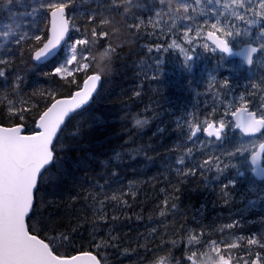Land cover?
<instances>
[{"label":"trees","instance_id":"16d2710c","mask_svg":"<svg viewBox=\"0 0 264 264\" xmlns=\"http://www.w3.org/2000/svg\"><path fill=\"white\" fill-rule=\"evenodd\" d=\"M109 3L110 0H76L69 12L77 26H83L94 11L103 13L99 18L114 20L105 27L113 34L109 42L118 51L111 74L102 80L93 101L69 122L61 136L57 159L39 185L37 197L44 201L42 214L33 217L32 223L41 235H45L44 216L59 215L56 222L65 216L59 220L61 223H54L57 236L61 232L71 234L74 247L57 244L60 252L66 255L77 254L81 248L95 254L98 250L92 247V240L89 238L88 244L83 240L87 234L97 237L100 234L107 236L109 231L120 234L119 248L100 250L101 258L107 264H137L135 259L141 253L145 254L141 256L147 264L145 257L150 259L158 246H172L173 241L176 243L174 255L179 260L188 235L200 234L201 230L205 239L243 245L227 250L225 255L235 256L237 252L246 251L249 247L246 240L253 235L264 241V181H257L251 174L247 161L249 153L235 157L228 155L242 141L254 138L242 136L231 124L222 142H204L208 138L201 135V143L194 147L191 158L186 159V167L195 170L196 174L182 177L175 172L179 167L175 164L176 159L192 146L185 140L178 124L182 125L190 116L202 121L214 107L218 116L223 115L228 101L253 91L251 84L262 82L264 60L255 61L251 68H242L236 59L201 49L200 58L188 72L181 66L182 57L177 52L155 51L157 45L166 47L174 36L167 31L172 23L170 19L165 18L167 23L161 21L157 27L147 24L152 16V0H140L143 7L128 13L129 22L145 21L146 26L141 25L139 33L134 35L129 33L125 19L113 11ZM133 12L137 16L133 17ZM4 18L6 13H0V19ZM42 20L43 16L38 21L41 27ZM256 32L254 29L253 33ZM176 33L177 36L182 34ZM256 36L252 35L253 42ZM7 48L5 44L0 49V56L10 60L9 82L18 73L23 78L26 93L54 87L44 75L52 69L51 64L34 67L27 54L21 59V52L15 50V45L13 52H8ZM149 48L153 51L149 52ZM221 55L226 58L221 60ZM96 59L97 69L105 72L107 58L98 55ZM209 73L216 76V82L211 86ZM226 77L230 78L227 89L220 87ZM5 87V82L0 80V99L8 95L3 91ZM249 98L255 109L259 103L257 97ZM15 99L19 106L21 98ZM137 118L148 122L136 126ZM3 119L4 114L0 111V121ZM228 119L232 122L230 116ZM214 156L230 160L236 167L229 166L222 173H217L214 167L211 171L198 169L204 159ZM65 175H71L72 181ZM105 184L106 189L119 191L122 199L127 200V205L119 207H114L115 202H105L109 217L113 213L119 217L114 227L109 225L107 228L103 226L104 221L98 226V217L94 216L100 208L96 201L105 194L111 195V192L97 190L98 185ZM56 186H66L69 194L60 197L57 209L45 207V193ZM162 209L165 210L163 217L160 216ZM230 223L235 226L226 228ZM236 237L244 239L237 241ZM125 248L129 250L127 254ZM251 250L253 253L264 251L256 246H251ZM203 264H215L211 254H206Z\"/></svg>","mask_w":264,"mask_h":264},{"label":"snow or ice","instance_id":"6c2138e0","mask_svg":"<svg viewBox=\"0 0 264 264\" xmlns=\"http://www.w3.org/2000/svg\"><path fill=\"white\" fill-rule=\"evenodd\" d=\"M75 4L76 0H0V13H6V18L0 19V37L3 38L0 49L7 44V51L13 52L15 45V50L21 52V59L27 54L34 67L51 64L52 69L44 75L54 85L26 93L23 78L18 73L9 82L10 60L0 56V80L5 82L3 91L8 93L0 99V111L4 114L0 121V264H107L101 258L100 250L120 246L119 237L109 231L104 237L90 236L98 250L95 254L82 248L78 254H62L57 244L74 247L71 234L61 232L57 236L55 223H44L42 227L46 233L41 235L32 223L33 217L42 214L44 201L37 197L39 185L57 159L60 138L69 122L93 100L102 80L111 74L118 51L109 42L113 34L105 27L114 20L99 18L103 13L94 11L83 26H77L69 17ZM109 7L125 19L130 34L139 33L141 25H145L144 19L129 22L128 13L143 7L140 0H110ZM41 13L43 27L37 21ZM151 13L147 24L157 27L161 21L167 23L165 18L170 19L172 23L167 31L174 36L166 47L157 45L155 51L177 52L182 57L181 66L188 72L200 58L201 49L213 55L226 54V57L238 60L242 68H251L258 53L264 56V0H152ZM132 15L135 17L137 13ZM173 29L182 32V36H177ZM254 29L258 32L255 43L249 39ZM73 32L78 35L74 36ZM151 51L153 49L149 48ZM98 55L107 58L103 73L96 67ZM226 57L221 55L219 58L224 60ZM229 80L226 77L220 87L227 89ZM208 82L211 86L216 82V76L209 73ZM251 88L253 91L228 101L221 116L214 107L202 121L190 116L182 125L178 124L185 140L192 146L176 159L177 176L196 174L195 170L186 167V159L191 158L194 147L201 143V135L208 138L204 142H222L231 124L242 136L254 139L242 141L228 155L250 153L252 170L259 169L258 178H264L260 159L264 157V78L261 83L251 84ZM253 96L259 101L255 109L249 98ZM16 97L21 98L19 106ZM229 116L234 119V124ZM147 122L137 118L135 125L143 126ZM229 166L236 167L230 160L214 156L204 159L198 169L211 171L214 167L217 173H222ZM106 184L98 185L97 190L111 192V195L105 194L96 201L100 208L94 212L98 217L97 225L104 221L105 228L114 227V222L119 220L115 213L109 217L105 202H115L114 207L127 205L122 193L106 189ZM164 215L162 209L160 216ZM47 220L54 221L55 217L49 216ZM234 226L230 223L225 227L231 229ZM97 239L101 242L95 243ZM243 239L236 237L237 241ZM246 244L249 246L246 251L237 252L235 256L225 255L227 250L243 245L205 239L201 230L200 234L188 235L181 249V259L174 255L175 241L172 246H158L152 251L151 258L145 259L147 264H203L206 254H211L215 264H264V251L253 253L251 250V246L264 250V241L253 235ZM128 251L124 249L125 254Z\"/></svg>","mask_w":264,"mask_h":264},{"label":"rangeland","instance_id":"374dc122","mask_svg":"<svg viewBox=\"0 0 264 264\" xmlns=\"http://www.w3.org/2000/svg\"><path fill=\"white\" fill-rule=\"evenodd\" d=\"M41 16H43V13H41V15L40 16H38L37 17V21H39V19L41 18ZM173 32H174V30H173ZM170 33H172V32H170ZM182 33V32H181ZM176 34H178V33H176ZM253 34H258V32H256V33H252V35ZM180 36H182V34H179ZM2 38V37H1ZM2 40H3V38H2ZM250 154V153H249ZM249 164V163H248ZM250 167V166H249ZM65 177H66V175H65ZM62 179H63V177H61ZM66 178H70V180L72 181V179H73V177L70 175V176H68V177H66ZM61 182V181H60ZM78 189V188H77ZM69 194V190L66 188V186L64 187V186H56L55 188H53L52 190H48L46 193H45V207H47V206H55V209H57V205H58V202H59V199H61L60 197L61 196H66V195H68ZM54 200H53V199ZM52 216V215H51ZM54 217H55V220L54 221H48L47 220V218H48V216L46 217V216H44V218H43V224L44 223H54V222H56V218H58L59 217V215H54ZM171 217V216H170ZM66 217L65 216H62V217H60L59 218V220H63V219H65ZM166 219H168L167 217H166ZM171 219V218H170ZM58 220V221H59ZM57 221V222H58ZM56 222V223H57ZM62 221H59V223H61ZM55 223V224H56ZM105 230H103V232H104ZM91 234L92 233H90V234H87V237H83V240H84V242H87L88 240H89V238H90V236H91ZM113 234H114V232H113ZM105 235L103 234V235H101L100 234V237H104ZM118 237L120 236V234L119 235H117ZM97 241V243H100L101 241L99 240V239H97L96 240ZM85 244H88V242L87 243H85ZM91 245H92V247L94 248V249H97V248H95L94 246H93V241H91ZM142 254V256L143 255H145L144 253H141ZM142 256H140V255H138V257L135 259V262L137 263V264H145V261H144V258H142Z\"/></svg>","mask_w":264,"mask_h":264},{"label":"water","instance_id":"95a60500","mask_svg":"<svg viewBox=\"0 0 264 264\" xmlns=\"http://www.w3.org/2000/svg\"><path fill=\"white\" fill-rule=\"evenodd\" d=\"M259 54V53H258ZM257 54V55H258ZM224 55H226V54H224ZM230 59H234V58H230ZM100 87V86H99ZM99 89V88H98ZM93 101V100H92ZM91 101V102H92ZM90 102V103H91ZM89 103V104H90ZM88 104V105H89ZM231 119H232V121H233V123L235 122L234 121V119L231 117ZM245 137H247V136H245ZM257 151H258V149H257ZM263 158L264 157H260V159L262 160V167H264V164H263ZM250 160H251V155L249 154V156H248V162H249V164H250V166H251V174L253 175V177L257 180V181H260V182H262V181H264V178H258V175H257V173H259V169H256V171L254 172L252 169H253V165L251 164V162H250ZM78 254V253H77ZM94 254V253H93Z\"/></svg>","mask_w":264,"mask_h":264},{"label":"flooded vegetation","instance_id":"af4514ba","mask_svg":"<svg viewBox=\"0 0 264 264\" xmlns=\"http://www.w3.org/2000/svg\"><path fill=\"white\" fill-rule=\"evenodd\" d=\"M240 39H241V40H246L244 37H241ZM249 39L253 40V37H251V38H249ZM246 42H247V40H246ZM254 43H255V42H254ZM260 60H264V56H261L260 54H258V55H256V56L254 57V62H255V61L258 62V61H260ZM263 164H264V158H263ZM95 243H97V241H95ZM140 256H141V254H140Z\"/></svg>","mask_w":264,"mask_h":264}]
</instances>
